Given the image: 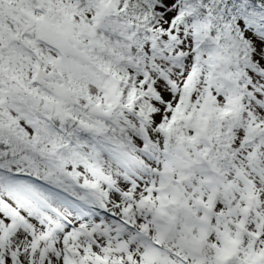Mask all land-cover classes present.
<instances>
[{
	"label": "snow or ice",
	"instance_id": "obj_1",
	"mask_svg": "<svg viewBox=\"0 0 264 264\" xmlns=\"http://www.w3.org/2000/svg\"><path fill=\"white\" fill-rule=\"evenodd\" d=\"M0 264H264V0H0Z\"/></svg>",
	"mask_w": 264,
	"mask_h": 264
}]
</instances>
